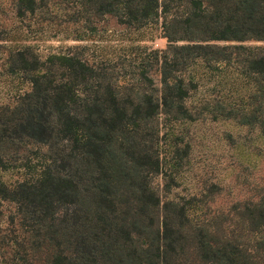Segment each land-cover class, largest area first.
<instances>
[{"label":"trees","instance_id":"16d2710c","mask_svg":"<svg viewBox=\"0 0 264 264\" xmlns=\"http://www.w3.org/2000/svg\"><path fill=\"white\" fill-rule=\"evenodd\" d=\"M39 1L15 0L16 16L35 13ZM71 3L69 19H82L90 31L92 19L103 15L134 29L161 19L167 44L155 56L160 95L113 82L110 63L76 52L41 58L30 45L9 49L10 70L24 73L31 88L13 108H0V264H182L188 241L211 264H264V185L257 200L210 220L196 221L190 212L216 184L185 204L168 201L155 230L160 199L147 181L161 165L155 119H194L187 103L197 81L181 72L199 61L233 68L256 88L246 102L204 101L198 114L233 119L264 136V46L211 42L264 41V0ZM140 79L152 85L144 73ZM26 143L46 146L48 161L41 165L43 154L33 175L7 183L1 174ZM5 203L14 205L6 218Z\"/></svg>","mask_w":264,"mask_h":264},{"label":"rangeland","instance_id":"374dc122","mask_svg":"<svg viewBox=\"0 0 264 264\" xmlns=\"http://www.w3.org/2000/svg\"><path fill=\"white\" fill-rule=\"evenodd\" d=\"M14 1L0 0V108H13L31 88L24 73L10 70L7 57L15 45H30L41 58L50 53L76 52L91 63L105 61L111 64L113 82L139 84L146 91L160 95L159 61L155 56L167 44L162 37L161 19L134 29L119 24L111 15H103L92 19L89 24L94 29L90 31L82 19H69L73 0L39 1L43 6L22 17L16 16ZM211 42L264 46V41L254 39ZM141 73L152 80V85L140 79ZM181 73L185 80L197 81L187 103L194 119H167L164 114L155 119L161 165L158 172L147 175L148 186L160 199L152 214L155 230L161 228L162 215L166 212L164 204L168 201L185 204L192 196L201 198L202 193H208L211 185L216 184L207 201H194L190 212L196 221L210 220L220 212L228 213L234 205L243 209L246 201L257 200L264 185V136L258 129L233 119L198 114V108L207 100L246 102L255 83L247 82L248 78L233 68L225 70L223 64L206 67L201 61ZM46 150L44 145L22 144L14 167L2 172V179L14 183L33 175L32 166L41 163L43 154L41 165L48 161ZM25 163L30 169L16 166ZM3 207L4 218L14 211L11 203ZM145 240L139 238L140 244H145ZM184 248L182 264H211L197 253L193 242L188 241Z\"/></svg>","mask_w":264,"mask_h":264}]
</instances>
